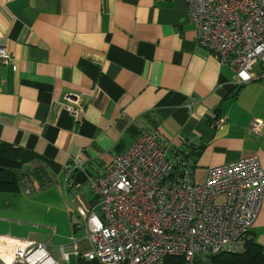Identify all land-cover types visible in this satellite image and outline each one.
Returning <instances> with one entry per match:
<instances>
[{
	"label": "crops",
	"instance_id": "crops-1",
	"mask_svg": "<svg viewBox=\"0 0 264 264\" xmlns=\"http://www.w3.org/2000/svg\"><path fill=\"white\" fill-rule=\"evenodd\" d=\"M0 47L14 56L0 66V147L20 150V176L54 190L56 200L44 204L61 205L65 222L89 212L90 178L106 173L141 129L163 135L175 172L182 158L194 181L241 157L257 155L264 166V62L255 80L236 85L232 69L198 44L187 0H0ZM69 92L85 103L77 117L64 107ZM217 118L225 119L220 128ZM255 118L260 134L248 129ZM74 159L83 166L74 174L79 189L66 188ZM52 228L54 243L12 230L0 236L54 246L61 262L69 233ZM252 236L264 251V201Z\"/></svg>",
	"mask_w": 264,
	"mask_h": 264
},
{
	"label": "built area",
	"instance_id": "built-area-1",
	"mask_svg": "<svg viewBox=\"0 0 264 264\" xmlns=\"http://www.w3.org/2000/svg\"><path fill=\"white\" fill-rule=\"evenodd\" d=\"M187 2L198 44L232 69L236 85L255 80L254 67L264 62V0ZM13 60L0 47V66ZM64 107L77 117L85 103L79 93L69 92ZM224 122L217 118L213 126ZM262 127L257 118L248 125L255 134ZM168 153L163 135L141 129L130 147L114 154L109 170L90 178L92 207L73 223L70 242L60 245L61 260L73 254L100 264H196L197 256L243 252L264 201L259 156L212 166L197 183L184 159L182 173L175 172ZM65 169L66 188H81L74 174L82 163L74 159ZM23 185L26 193L37 191L28 179ZM0 240L6 241L0 264H60L45 243L11 236Z\"/></svg>",
	"mask_w": 264,
	"mask_h": 264
},
{
	"label": "rangeland",
	"instance_id": "rangeland-1",
	"mask_svg": "<svg viewBox=\"0 0 264 264\" xmlns=\"http://www.w3.org/2000/svg\"><path fill=\"white\" fill-rule=\"evenodd\" d=\"M23 170H25L24 167ZM18 173L20 174L19 171ZM188 176L190 177L189 174ZM21 178L22 181L27 179L32 181L28 174L22 175ZM205 178L201 179L200 174L197 173L195 182L200 183L204 181ZM31 183L34 185L33 182ZM36 188L37 191L33 194L26 193L24 188H22V190L17 194L0 192V196H5V198L7 196L15 198V200H12L13 203L11 202L10 205L6 204V200L0 199V234L7 233L12 230V234L18 237L30 238L36 236L45 241L52 236V243H54L58 240L56 234L53 233L52 227L55 226L57 232L59 229L65 228L66 233H69L70 237L73 233V224L64 221V210L62 211L59 208L61 205L56 208L55 205H58L57 202H54L53 206H45L44 204V201L56 200V196L53 193L54 190L51 187L45 190L46 187L42 186H36L35 189ZM40 188L44 191L40 192ZM74 217L77 221L79 220L77 215ZM53 221H56L57 224H53ZM11 222L14 223L13 226L11 225ZM44 231L46 235H41ZM76 233L77 236L80 237L83 235V230L80 229ZM53 247L54 246L49 247L51 251L54 250ZM196 260L199 262L203 261L204 264H214L210 256H197ZM76 263V258H71L70 262L64 260H61L60 262V264Z\"/></svg>",
	"mask_w": 264,
	"mask_h": 264
},
{
	"label": "trees",
	"instance_id": "trees-1",
	"mask_svg": "<svg viewBox=\"0 0 264 264\" xmlns=\"http://www.w3.org/2000/svg\"><path fill=\"white\" fill-rule=\"evenodd\" d=\"M245 85V84H244ZM243 85H241L242 87ZM20 150L13 147H0V192L17 193L20 189V174L18 167L24 163L25 159L18 154ZM246 243V248L241 253L221 252L215 255H209L214 264H264V251L257 243L252 232ZM95 262V261H92ZM183 264V261H178ZM196 264H200L196 260Z\"/></svg>",
	"mask_w": 264,
	"mask_h": 264
},
{
	"label": "bare ground",
	"instance_id": "bare-ground-1",
	"mask_svg": "<svg viewBox=\"0 0 264 264\" xmlns=\"http://www.w3.org/2000/svg\"><path fill=\"white\" fill-rule=\"evenodd\" d=\"M6 241H1L0 240V248H3V245H5L6 243H5ZM9 242V241H8ZM12 246V245H11Z\"/></svg>",
	"mask_w": 264,
	"mask_h": 264
}]
</instances>
